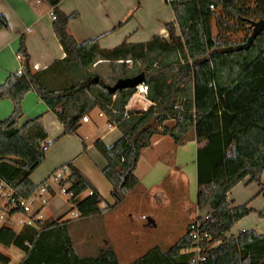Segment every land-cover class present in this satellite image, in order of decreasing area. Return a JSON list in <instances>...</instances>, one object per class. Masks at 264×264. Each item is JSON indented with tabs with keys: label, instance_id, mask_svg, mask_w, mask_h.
I'll use <instances>...</instances> for the list:
<instances>
[{
	"label": "trees",
	"instance_id": "1",
	"mask_svg": "<svg viewBox=\"0 0 264 264\" xmlns=\"http://www.w3.org/2000/svg\"><path fill=\"white\" fill-rule=\"evenodd\" d=\"M45 1L52 9L53 30L66 57L35 72L22 37L17 54L21 70L10 74L0 96L8 97L19 85L28 84L58 117L64 136L77 134L84 118L95 110L122 133L111 146L102 140L94 144L106 161L102 173L113 187V205L71 162L49 177L69 169L58 183L69 197L71 211L78 212L79 220L102 222L140 187L136 171L153 137L167 136L181 146L194 135L197 208H209L210 213L191 223L169 249L156 246L131 264H264V236L255 230L228 236L254 212L250 203L233 207L229 193L248 179L264 195V31L250 49L238 50L251 36L253 23L264 20V0H164L175 17L166 25L168 39L154 36L145 43L123 42L113 49L101 48L100 38L79 43L68 31L69 22L79 14H65L59 7L63 0ZM4 29H10L9 21L0 15V30ZM240 34H245L243 41L232 39ZM141 74L152 107L129 110L137 89L112 94L107 88ZM171 121L173 126L168 125ZM3 134L0 188L11 192V214L25 215L23 203L49 180L36 185L31 177L45 163L53 143L41 117L24 130L10 123ZM85 193L89 195L83 198ZM258 214L264 218V209ZM71 224L63 218L37 221L20 233L5 225L0 227V246L22 251L20 264H120L112 247L81 256ZM0 264H11V259L0 252Z\"/></svg>",
	"mask_w": 264,
	"mask_h": 264
},
{
	"label": "crops",
	"instance_id": "2",
	"mask_svg": "<svg viewBox=\"0 0 264 264\" xmlns=\"http://www.w3.org/2000/svg\"><path fill=\"white\" fill-rule=\"evenodd\" d=\"M59 7L67 15L79 14V17L71 20L68 26L69 33L79 43L100 38L99 43L103 49H113L123 42L145 43L154 36L164 38L169 36L166 25L175 21L170 5L164 0H63ZM0 15L5 16L10 25L9 30H0V87L5 84L10 74L21 70V61L17 54L22 37L26 40L27 50L35 72L44 71L55 61L63 60L66 57L53 30L52 9L45 0H0ZM150 107H152V103L149 100L133 97L128 109L145 111ZM38 117L42 118L43 125L49 133V141L53 144L56 142L54 148L61 146L64 142H73L74 145L66 149L63 154H58L57 158L51 159V156L47 154L45 163H50L43 165L44 167L41 166L32 175L31 179L34 184H43L57 169L71 162L92 181L106 202L113 205L115 203L112 195L113 187L102 173L106 161L95 149L94 144L98 140H102L108 146L113 145L122 137L119 129L111 125L107 117L101 115L99 110H95L90 114L88 123L84 121L81 123L77 134L64 136V127L55 113L49 110L28 84H23L16 87L10 96H0V146L6 142L3 133L10 123H14V127L17 129L24 130L33 119ZM168 125L173 126L174 122H168ZM64 138L72 139H69L71 141H61ZM196 152L197 145L194 135H191L188 142L181 146L175 145L173 140L167 136L153 137L152 145L143 151L136 171V176L144 188V191L141 192L142 196L146 199L158 187L163 188L167 179H174L167 190L169 194L175 193L182 185L185 186L188 180L190 182L189 175L193 179L196 177L197 181ZM187 156H189L188 161H191L190 167L182 160ZM173 165L179 169L173 168ZM40 174L44 175L42 182H39L42 177ZM262 183L264 188V173ZM253 186L256 188V192L251 198H248V202L244 205L250 203L249 206L254 212L237 223L228 236H238L242 232L252 230L264 236V219L260 218L258 214L264 209V195L259 194L261 187L257 183L249 184L248 179L241 182L229 193V202L233 207L243 206L241 202H238V197H242L239 190ZM4 191L10 198V190L1 186L0 200L1 193ZM234 192L236 197H234ZM66 197L65 192L59 187L58 181L52 177L32 198L23 203L26 208L25 215H12L13 208L7 212L10 216L8 226L20 233L26 225L33 226L37 221L63 218V221H72L71 235L75 241L76 250L81 256H94L100 249L112 247L120 258L119 241L130 239L129 234L134 237V240H131L132 243H128V247L132 250L140 249L142 243L151 236L154 238L148 242L155 243L152 245L167 250L184 236L191 223L198 219H205L210 213L209 208L197 209L201 214L205 213L206 216L200 215L196 219L189 220L185 226V232L181 234H176L177 226L172 223L167 225L166 230L157 232L159 225L150 217L148 211L151 207L145 200L134 203L130 207H126V202H124L115 211L107 214L102 222H99L96 219L79 220L76 210L71 212L73 218L66 219L63 215L60 216L57 211L62 207H56L55 201L59 199L66 203ZM51 201L55 203H52L48 208ZM256 201L259 206L258 204L252 206ZM6 202L8 203V201ZM167 206H174L176 211L174 215L178 217H182V212L185 210L187 213L188 210L187 204L182 202L167 203ZM250 217L251 219L248 221L247 219ZM95 223L100 224L99 229L93 228ZM155 232H157V236ZM148 247L150 246L144 248L148 249L147 252L152 249ZM4 248L2 254L11 259V264H20L25 256L24 253L19 249L20 253L13 251L16 248L14 246Z\"/></svg>",
	"mask_w": 264,
	"mask_h": 264
},
{
	"label": "rangeland",
	"instance_id": "3",
	"mask_svg": "<svg viewBox=\"0 0 264 264\" xmlns=\"http://www.w3.org/2000/svg\"><path fill=\"white\" fill-rule=\"evenodd\" d=\"M168 9L170 11L169 7H168ZM214 34L215 35L217 34L216 29L214 30ZM232 39L237 40V41H243L245 39V34L232 36ZM131 65L132 64L130 63V66ZM69 139H72V138H64L61 141H71ZM55 144H56V142L47 151V154L51 156V159H54L55 157L57 158L58 154H63V152L66 149L71 148L74 145L73 142H64L61 144V146H57L54 148ZM96 153H98V152H96ZM46 160H47V158H46ZM182 160L185 162V164H189V167L191 166V163H190L191 161H188L189 156L183 157ZM47 163H50V162H47ZM47 163H44L43 165H45ZM178 166L180 168H182V166H180V165H178ZM187 167H188V165H187ZM173 168L179 169L178 167H175V165H173ZM50 174H52V173H50ZM43 176H44L43 174H40L41 178L39 180H41V181H39V182H42L44 180ZM189 176H190V178H189L190 182L188 180L186 182L187 184L185 186L182 185L179 188V190H177L175 193L169 194L167 191L170 188V186L172 185L171 181L174 180L171 178V179H167V182H166L165 186H163V188L158 187L157 190L153 194L148 195V198H146V199L142 196L141 192L144 191L143 190L144 188L142 185H140V187H138L134 192H132L129 195V197L126 199V201H125L126 205H127L126 207H130V205H133L134 203L142 202L145 200L146 202H148V205H150V207H151L150 211H148L150 214V217L153 218L156 221V223L159 225L158 229L156 230L157 232L166 230L168 228L167 225L172 223V224H176V226H177V229L175 230L176 234H181L182 232H185V226H186V224H188L189 220L196 219L200 215L202 217L206 216L205 213L202 212L203 214H201L197 210L198 209L197 208L198 186H197L196 177H195V179H193L191 177V175H189ZM239 191L242 193V197H238L239 198L238 202H241L242 205H244L246 202H248L247 201L248 198H251V196L256 192V188L254 186L248 187L247 189L241 188V190H239ZM235 192H234V197H236ZM1 195H2V198L0 200V206L2 208V212L0 214V227L5 226V225L8 226V219L10 216L7 212L10 211L12 208H14V205L11 202H9L10 198L7 197V192L4 191L1 193ZM88 195H89L88 193H85L83 198H86ZM47 197H48V194H47ZM65 200H67L66 203H63L59 199L55 201L56 207H59V208L62 207L57 212L60 216L63 215L66 219L73 218V216L71 215L72 205L69 203L68 196L65 198ZM6 201H8V203ZM55 202L51 201L48 205V208H50L51 204L55 203ZM178 202H182L183 204H187V207H188L187 213L185 212V210H184V212H182V214H183L182 217H178V216L174 215V213L176 212L174 210L175 209L174 206H172V207L167 206V203L168 204L169 203L170 204H172V203L176 204ZM256 204H258L257 201L252 206H256ZM258 206H259V204H258ZM250 219H251V217L248 218L247 220L250 221ZM248 221H246V223H248ZM93 228L99 229L100 224L95 223ZM157 232H155L156 236L158 235ZM176 234H175V236H176ZM129 236H130V239L126 238L125 241H122V240L119 241V239H118V241L120 242V244H118V250L120 253L119 260H120L121 264H131L132 262H134L135 260H137L138 258L143 256L145 254V252H147L146 250H148V249H144L146 246H150L148 248H153L152 246H155V245H152L155 243L148 242L154 238L153 236H151V238L147 239L144 243H142L143 245H142V247H140V249H133L132 250L131 248L128 247V243L131 242V240H134V237H132V235H130V234H129ZM88 241H90V239H88ZM4 249H5L4 247H0V252L2 253V251H4ZM13 251H15L16 253H20V251L17 248H14Z\"/></svg>",
	"mask_w": 264,
	"mask_h": 264
},
{
	"label": "water",
	"instance_id": "4",
	"mask_svg": "<svg viewBox=\"0 0 264 264\" xmlns=\"http://www.w3.org/2000/svg\"><path fill=\"white\" fill-rule=\"evenodd\" d=\"M264 31V20L253 23V31L251 36L248 38L245 44H242L238 47V50H248L251 48L252 43L255 39ZM99 79H95V83H98ZM144 83L143 74L138 75L130 79L119 80L113 87H108V91L112 94L116 93L119 90L124 89H135Z\"/></svg>",
	"mask_w": 264,
	"mask_h": 264
},
{
	"label": "built area",
	"instance_id": "5",
	"mask_svg": "<svg viewBox=\"0 0 264 264\" xmlns=\"http://www.w3.org/2000/svg\"><path fill=\"white\" fill-rule=\"evenodd\" d=\"M169 36H165L164 39H168ZM136 93L134 95V97H137L138 99H141V100H148V87L145 85V84H142L140 85L139 87L136 88ZM101 115H103L101 113ZM85 123H88L90 121V117H86L84 118L83 120ZM70 171L67 167L61 169L53 178L54 180L56 181H59L61 179H64L66 178L68 175H69ZM199 227V225H197V228ZM194 238L197 240L198 242V239H199V232L198 230L195 231L194 233ZM198 253L200 252V249L198 248L197 249Z\"/></svg>",
	"mask_w": 264,
	"mask_h": 264
}]
</instances>
